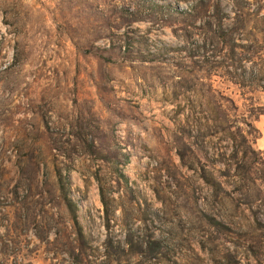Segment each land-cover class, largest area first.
<instances>
[{
    "label": "rangeland",
    "instance_id": "rangeland-1",
    "mask_svg": "<svg viewBox=\"0 0 264 264\" xmlns=\"http://www.w3.org/2000/svg\"><path fill=\"white\" fill-rule=\"evenodd\" d=\"M247 7L0 0V264H264L262 114L242 172L218 107L244 127L258 60L208 39Z\"/></svg>",
    "mask_w": 264,
    "mask_h": 264
},
{
    "label": "trees",
    "instance_id": "trees-1",
    "mask_svg": "<svg viewBox=\"0 0 264 264\" xmlns=\"http://www.w3.org/2000/svg\"><path fill=\"white\" fill-rule=\"evenodd\" d=\"M203 1V0H202ZM247 4V10L243 11L238 18L230 17L228 14L221 12L222 14L216 18L217 21V32L214 33V36L208 37V39L212 40H219L220 42L228 45V50H226L225 57H228L232 60L238 59L236 57L235 49L237 47L242 49V60L244 62H257V66L253 70L250 68L246 69L243 68L242 73L233 75L230 70H227V76H229V80H231L234 84H236L240 89H257L261 93L264 94V12L262 9L264 8V1L260 0H244ZM252 7V8H251ZM249 8V9H248ZM192 9V7H191ZM191 9L189 11H191ZM188 11V10H187ZM214 19V18H213ZM231 21V22H230ZM235 21V22H232ZM256 21V22H255ZM228 22V23H226ZM257 22L258 25L256 24ZM208 25L213 24L214 21L208 20L206 22ZM233 34L236 36L234 37ZM227 68V66H226ZM249 70V71H248ZM250 102L247 104L248 109L246 110L245 116L242 118V123L244 127L239 126L235 123L232 124L230 121L229 115L225 112L226 109H223V105L218 104L220 108L219 118L225 122L224 132L227 133L228 140H234L238 136L241 139V142L244 144L245 149L241 150L242 154V163H236V168L241 170L242 172L248 170V166L243 164V159H248V151L254 153L256 151L253 148V142L259 136L260 131L254 126L253 120H255L259 114H264V103L261 102ZM237 128V132L232 131V127ZM256 131L254 135L252 132ZM236 156V155H235ZM241 171H238L237 174L241 175ZM243 176V175H241ZM244 178V176H243ZM100 198L102 201V205L105 207L107 204L106 199L104 198L103 194H100ZM256 235L253 236L254 243L249 246L250 250L252 251L253 255L259 254V250L264 251L263 247L257 242ZM103 247V246H101ZM80 250H84L86 246H79ZM88 248L101 251L99 246H89ZM120 249H124L121 247ZM85 264H91V262H86ZM100 264H123L119 261L113 262H100ZM133 264H142V261L133 262Z\"/></svg>",
    "mask_w": 264,
    "mask_h": 264
},
{
    "label": "crops",
    "instance_id": "crops-1",
    "mask_svg": "<svg viewBox=\"0 0 264 264\" xmlns=\"http://www.w3.org/2000/svg\"><path fill=\"white\" fill-rule=\"evenodd\" d=\"M259 122H260V129L262 130V136H261V138H263L264 137V114H262L261 116H260V119L258 120Z\"/></svg>",
    "mask_w": 264,
    "mask_h": 264
}]
</instances>
